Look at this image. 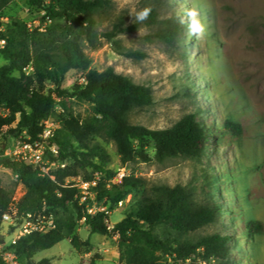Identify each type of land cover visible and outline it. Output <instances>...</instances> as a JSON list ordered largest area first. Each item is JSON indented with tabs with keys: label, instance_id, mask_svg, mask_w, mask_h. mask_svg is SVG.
Wrapping results in <instances>:
<instances>
[{
	"label": "trees",
	"instance_id": "trees-1",
	"mask_svg": "<svg viewBox=\"0 0 264 264\" xmlns=\"http://www.w3.org/2000/svg\"><path fill=\"white\" fill-rule=\"evenodd\" d=\"M9 1L0 0V8ZM32 2L46 11L47 18L64 21L60 26L62 40L53 38L52 46L34 52V35L27 26L17 21L5 25L0 17V40L6 41L0 48V58L7 61L0 68V108L7 111L6 116L0 114V134L6 129L8 136L18 138L26 134L30 141L35 142L43 133L44 122L54 114L57 99H62L65 113L60 116L54 135L61 153L52 161L60 165L72 161L82 168H91L85 180L99 174L96 203L109 211L134 192L141 191L142 195L135 207L111 227L109 213L88 214L87 205L93 202H82L78 190L66 184L71 176L67 166H59L53 180L50 172L47 174L26 163L2 158L0 166L15 172L26 189L19 203L20 210L50 216L51 211H68L72 206L77 213L76 221L85 218L91 233L118 237L123 264H159L163 255L171 257L175 264H234L230 257V241L237 237L230 232L214 233L196 241L181 239V236L215 224L224 216L220 207L211 204L210 198L199 200L195 191L188 187H148L143 178L133 174L113 183L116 173L106 167L111 157L98 140L113 141L124 164L134 162L137 157L149 161L147 148L150 146L160 163L176 157L198 158L204 154L205 146L213 138V129L200 122L201 114L190 113L171 128L162 130L131 124L128 117L133 110L154 103L153 90L116 73L112 68L103 72L91 69L92 60L87 53L88 48L96 50L104 42H113L122 49L118 36L135 32L142 26H156V37L176 45L187 39L186 14L181 13L170 0H154L138 13L132 23L127 25L121 18L111 28L100 31L101 19H108L114 12L111 0ZM145 9L150 11L147 18L141 20L139 16ZM126 56L137 60L146 58L142 52H129ZM28 68H32L31 76H26ZM73 70L81 72L84 82L74 86L72 91L64 90L62 84L66 75ZM15 72L20 73V77L14 76ZM33 82L38 87H32ZM46 82L52 85L48 93L44 89ZM191 83L193 86L186 87L187 95L196 87ZM67 99L89 104L90 114L84 118L75 115L66 105ZM223 127L227 132L242 134L241 126L231 119H227ZM204 177V184L213 188L216 174ZM11 201L12 194L2 187L0 179V226ZM258 225L250 222L244 236L252 238ZM76 227L75 221H57L56 228L48 233L22 238L14 247L15 251L21 260H26L25 264H37L34 260L37 253L64 240L71 239L78 249L80 240ZM158 227L171 229L180 237L161 238L156 232Z\"/></svg>",
	"mask_w": 264,
	"mask_h": 264
},
{
	"label": "rangeland",
	"instance_id": "rangeland-1",
	"mask_svg": "<svg viewBox=\"0 0 264 264\" xmlns=\"http://www.w3.org/2000/svg\"><path fill=\"white\" fill-rule=\"evenodd\" d=\"M111 1L114 12L108 19H101L100 31L111 28L121 18L127 25L132 23L154 0ZM170 1L186 14V41L168 44L155 36L156 26H142L135 32L118 36L122 49L113 42H104L96 50L88 48L91 69L103 72L112 68L153 90L154 103L133 110L128 117L131 124L162 130L198 112L200 122L213 129V138L198 158L176 157L160 163L150 146L147 148L149 161L137 157L128 164L122 161L113 141L98 139L111 157L106 167L116 173L113 183L121 180L120 174L124 172L143 178L148 187L182 185L194 190L199 200L210 198L211 204L220 207L224 216L215 224L181 236V239L196 241L214 233L230 232L237 237L230 241V257L234 264H264V0ZM189 12H194L195 16L190 17ZM0 17L5 25L17 21L27 26L34 35V52L52 46L53 38L62 40L60 26L64 21L47 18L46 11L32 0L9 1L0 8ZM193 20L203 29L196 35L190 28ZM129 52L145 53L146 58H129L126 56ZM6 64L7 61L0 58V68ZM25 72L26 76H31L33 71L28 68ZM13 75L20 77L18 72ZM82 78L81 72L70 71L62 88L72 91ZM191 82L196 87L187 95L186 87L193 86ZM32 87L38 85L33 82ZM51 87L46 82L45 93ZM66 105L82 118L91 112L89 104H79L74 99H67ZM64 113L62 99H57L51 117L54 126L59 127L60 116ZM0 114L6 116L7 111L0 108ZM227 119L241 126L240 136L226 131L223 124ZM5 132L6 129L0 134V159L6 158L14 139ZM59 165L50 169L54 177ZM64 165L71 174L68 178L77 174L90 175L89 167L82 168L72 161ZM210 173L216 174L213 188L204 184V176ZM0 179L2 187L12 197L25 195V187L12 170L0 166ZM141 195V191L134 192L122 205L109 211L111 227L135 207ZM50 216L56 224L57 221L76 222L80 247L75 248L71 239L64 240L37 253L34 256L37 264H123L118 237L91 233L85 221H76L77 213L72 206L68 211H51ZM250 222L259 225L253 237L246 238L244 233ZM156 232L161 238L180 237L164 227H158ZM0 233L6 240L11 239L6 235L9 233L7 225L0 226ZM21 262L25 264L26 260ZM159 264L175 263L171 257L163 255Z\"/></svg>",
	"mask_w": 264,
	"mask_h": 264
},
{
	"label": "built area",
	"instance_id": "built-area-1",
	"mask_svg": "<svg viewBox=\"0 0 264 264\" xmlns=\"http://www.w3.org/2000/svg\"><path fill=\"white\" fill-rule=\"evenodd\" d=\"M5 44V40H0V48H3ZM83 82L84 79L82 78L81 83ZM56 129H58V127L54 126L51 119L46 120L44 122L43 133L39 135L38 140L32 142L29 137H26V134L14 138L7 150L6 157L39 168L42 172L48 174L51 167L57 165L56 162L52 161V158L58 157L61 153V149L54 141ZM59 166L65 168L64 164ZM125 176H127V174L124 172L120 174L121 179ZM100 177L99 174H94L92 179L85 180V178L80 175L66 180L67 185L78 190L82 202H86L87 200L93 202L92 205H87V212L90 215H95L98 212L109 213V210L105 206L96 203V188L98 187ZM51 178L53 180L55 179L53 175ZM21 199V197H12L8 211L3 215L2 226H8L9 233L6 235L11 237L8 241L3 238V235L0 233V263L3 264H23L14 248L18 242L22 238L32 234L48 233L56 228V222L47 214L22 212L19 208ZM122 204L123 203L120 202L118 205ZM83 221H85V218Z\"/></svg>",
	"mask_w": 264,
	"mask_h": 264
},
{
	"label": "clouds",
	"instance_id": "clouds-1",
	"mask_svg": "<svg viewBox=\"0 0 264 264\" xmlns=\"http://www.w3.org/2000/svg\"><path fill=\"white\" fill-rule=\"evenodd\" d=\"M149 11H150V9H145V10L140 14L139 19H141V20L146 19L147 16H148ZM189 16H190V17H191V16H195V13H194V12H189ZM190 28H191V31H192V33H193L194 35L199 34V33H201V32L203 31V29H202V27L200 26V24H199L197 21H195V20L192 21Z\"/></svg>",
	"mask_w": 264,
	"mask_h": 264
}]
</instances>
